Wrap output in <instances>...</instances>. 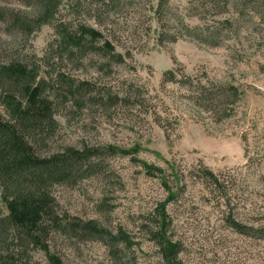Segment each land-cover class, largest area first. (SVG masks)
Returning a JSON list of instances; mask_svg holds the SVG:
<instances>
[{
  "label": "rangeland",
  "instance_id": "rangeland-1",
  "mask_svg": "<svg viewBox=\"0 0 264 264\" xmlns=\"http://www.w3.org/2000/svg\"><path fill=\"white\" fill-rule=\"evenodd\" d=\"M255 1L261 13L237 0H54L44 22L25 0H0V61L37 73L57 122L50 153L88 158L75 179L49 187V254L167 264L163 226L181 264H264V0ZM57 26L76 40L60 45ZM231 86L222 106L199 101L200 90ZM88 222L128 242L112 249L84 232ZM18 251L15 264H48L39 248Z\"/></svg>",
  "mask_w": 264,
  "mask_h": 264
},
{
  "label": "trees",
  "instance_id": "trees-1",
  "mask_svg": "<svg viewBox=\"0 0 264 264\" xmlns=\"http://www.w3.org/2000/svg\"><path fill=\"white\" fill-rule=\"evenodd\" d=\"M208 1L218 3L221 0ZM237 1L243 6L245 3H253L252 9L261 13L257 1ZM25 2L39 9L38 16L44 22L51 18L56 8L54 0ZM16 16L13 15V24L19 23ZM59 27L57 26L58 29ZM82 31V34L90 37L100 36L91 29L82 28ZM57 35L60 45L64 41L69 43L76 40L64 30L59 29ZM164 76L166 79L171 78L170 72ZM207 90L199 91V101L203 102L205 108L224 105V101L236 92L232 86L221 87L219 92L207 93ZM0 105V198L7 210V213H4L0 208V264H15L18 250L26 253L29 247L42 250L48 264H63L58 257L49 254L47 246L43 243L50 229L47 222L57 220L51 201L48 200V190L56 182L79 176L77 174L83 170L84 161L88 159L84 157L86 150L66 147L50 153L48 144L57 127L54 110L49 98L43 94L41 82L37 81V73L30 69L26 62L8 57L1 59ZM120 153L131 154L126 151ZM151 170H155L160 176L164 175L161 168H145L146 172ZM206 174L212 183L218 185V179L211 172ZM160 217L164 219V205L160 209ZM85 225L84 232L99 236L112 249L116 242H128L123 232L113 235L107 230L97 231L95 222ZM163 228H160L162 241L159 244L164 259L167 264H181L176 259V247L168 246ZM238 232L246 234L242 226H238ZM261 232L264 233V230Z\"/></svg>",
  "mask_w": 264,
  "mask_h": 264
}]
</instances>
